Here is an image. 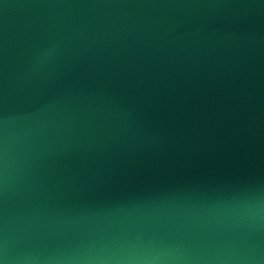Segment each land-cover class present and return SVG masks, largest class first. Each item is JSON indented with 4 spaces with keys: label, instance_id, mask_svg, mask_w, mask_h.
Returning a JSON list of instances; mask_svg holds the SVG:
<instances>
[{
    "label": "water",
    "instance_id": "1",
    "mask_svg": "<svg viewBox=\"0 0 264 264\" xmlns=\"http://www.w3.org/2000/svg\"><path fill=\"white\" fill-rule=\"evenodd\" d=\"M0 264H264V0H0Z\"/></svg>",
    "mask_w": 264,
    "mask_h": 264
}]
</instances>
